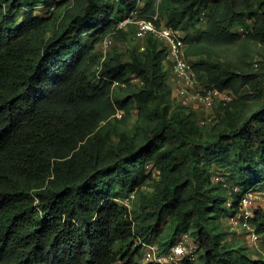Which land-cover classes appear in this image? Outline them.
Wrapping results in <instances>:
<instances>
[{"label": "trees", "instance_id": "16d2710c", "mask_svg": "<svg viewBox=\"0 0 264 264\" xmlns=\"http://www.w3.org/2000/svg\"><path fill=\"white\" fill-rule=\"evenodd\" d=\"M133 10L232 95L214 123L173 103L161 41L119 50ZM259 188L264 0H0V264H161L145 244L167 254L181 235L198 246L180 264H264L220 220ZM248 221L264 248V210Z\"/></svg>", "mask_w": 264, "mask_h": 264}, {"label": "built area", "instance_id": "2783aa9c", "mask_svg": "<svg viewBox=\"0 0 264 264\" xmlns=\"http://www.w3.org/2000/svg\"><path fill=\"white\" fill-rule=\"evenodd\" d=\"M53 9V7H50ZM137 11H131L127 16L118 22V27H126L129 23H134L136 26L134 37L138 39L139 48L143 49L144 37L150 34L155 39L161 41L166 47V64L170 68L168 81L172 87L177 103L188 105L191 101L209 102L214 97H218L219 103L231 101L232 95L227 91H219L216 87H205L195 77L192 70L191 60L185 57L183 35L163 23L156 25L153 19L137 18ZM251 22V20H249ZM238 31L241 36L246 32L244 27H239ZM112 45L111 37H106L102 41L100 47L103 56ZM174 91V92H173ZM117 116H120V111H117ZM251 194L245 193L241 197L239 205L242 207V217L244 221L242 225L251 230L252 237L255 239L258 235L253 231L248 219L252 216V211L249 210L251 205ZM230 205V202H227ZM244 208V209H243ZM146 245L145 260L161 263V264H178L177 260L185 255L193 253V249H187L185 243H175L170 252L167 254L157 251L155 245Z\"/></svg>", "mask_w": 264, "mask_h": 264}, {"label": "rangeland", "instance_id": "374dc122", "mask_svg": "<svg viewBox=\"0 0 264 264\" xmlns=\"http://www.w3.org/2000/svg\"><path fill=\"white\" fill-rule=\"evenodd\" d=\"M39 12L40 11L38 10L36 11V13H39ZM138 42H139L138 39L133 38L130 42H127V43L123 42L121 44H118L119 50L125 51L128 45L138 43ZM112 44H116V43L112 41ZM122 58L123 60H126L127 55L124 54ZM164 65H165V68H167L170 73V68L168 67V65L167 64H164ZM172 98H173L172 100L173 103L178 102L174 97V93H172ZM218 104H219L218 97H214L209 102L191 101L188 105H185V106H190L191 109H193L198 123L202 125L205 123H209V124L214 123L215 118H216V112L218 109ZM217 178L218 177L215 175L213 177V181L216 182ZM247 193L251 194L250 196L251 205L248 207L249 210L252 211L254 208H257V207H261L264 210V189L259 188L258 191L257 190L255 191L252 189V190L247 191ZM124 202L125 204H128L129 201L128 199H125ZM220 220H221L222 228L226 230L225 240L227 242H231V243L238 242L244 245L245 249L248 251V253L251 256L264 257V248L261 243V238L257 236L254 239L252 237L251 230H249L248 228H245V226L242 225V222L244 221V219L242 217V207L240 205L238 206L236 212L234 213L230 211L228 212L226 211L223 214H221ZM154 240L156 239L154 238ZM176 243H185L187 249H191V250L192 249L195 250L198 246V243L194 241L193 239H191L190 236L188 235H181L177 239ZM145 251H146V245H145ZM181 259L177 260L178 264H180L183 261Z\"/></svg>", "mask_w": 264, "mask_h": 264}]
</instances>
